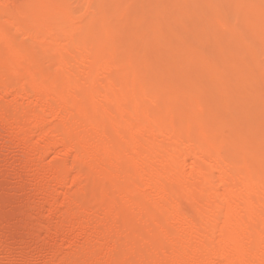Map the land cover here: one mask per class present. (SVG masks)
I'll return each instance as SVG.
<instances>
[{
	"label": "bare ground",
	"instance_id": "6f19581e",
	"mask_svg": "<svg viewBox=\"0 0 264 264\" xmlns=\"http://www.w3.org/2000/svg\"><path fill=\"white\" fill-rule=\"evenodd\" d=\"M0 152V264H264V0H0Z\"/></svg>",
	"mask_w": 264,
	"mask_h": 264
},
{
	"label": "rangeland",
	"instance_id": "374dc122",
	"mask_svg": "<svg viewBox=\"0 0 264 264\" xmlns=\"http://www.w3.org/2000/svg\"><path fill=\"white\" fill-rule=\"evenodd\" d=\"M209 63H211V60L209 61ZM5 153V152H4ZM4 153H1L0 152V159H1V162H0V174L2 175V172L3 171H6L7 170V172H5L4 173V175H6L10 170H8V169H10L11 167H9L8 168V165L11 163L12 164V154L11 153H7L6 152V155H4ZM2 154V155H1ZM3 159H7V160H9V162H10V160H11V162L9 163V164H3V162H2V160ZM10 164V165H11ZM7 165V166H6ZM3 166L5 167V168H3ZM4 178H3V175L0 177V181H1V183H0V186L2 187V186H5L6 184H8V183H3L2 184V182H5L4 180H3ZM3 180V181H2ZM2 184V185H1ZM12 184V183H11ZM11 184L9 183L8 185H6L5 187H2V188H0V203H3V202H6L5 200H7L8 199V203H4V205H6V206H4L5 207V209H7V211H8V215L7 216H9L8 217V219L6 218V220H5V222L7 223V224H9V223H11L12 225L13 224H17L18 225V223L17 222H19L20 221V216H21V214H19L22 210H24L25 208H26V206H28L27 205V203L25 202V200H23V201H18V199L17 198H15V197H13V196H10V195H12V193H11V189H13V187H15V188H17V185H15L14 184V186L12 185L11 186ZM10 185V186H9ZM14 188V189H15ZM3 191V192H2ZM10 191V192H9ZM10 194H9V193ZM3 193H6V194H3ZM3 195H5L6 197H7V199H3V198H5V196H3ZM13 198V199H12ZM15 199H17V201L15 200ZM12 200V201H11ZM8 204V205H7ZM2 206H3V204H2ZM6 207H8V208H6ZM15 207H16V209H15ZM11 212V213H10ZM12 212H13V214H12ZM15 212V213H14ZM19 212V213H18ZM10 214H11V216H10ZM19 214V215H18ZM18 217V218H17ZM7 224H5L6 226H11L10 224L9 225H7ZM14 227L16 226V225H13ZM11 228V227H10ZM8 233V232H7ZM7 233H6V235L5 236H7ZM17 233H18V236H17ZM8 234H11L10 232L8 233ZM20 233L19 232H16L14 235H12L11 234V237L10 236H8V238H7V240H9V239H11V240H9V241H12V240H15V241H21L19 238H21V239H23V241H25V242H28V243H30V241H32L33 239H32V237L33 236H31L30 234L29 235H22V236H20L19 235ZM31 236V237H30ZM10 237V238H9ZM12 237H13V239H12ZM14 237L16 238V239H14Z\"/></svg>",
	"mask_w": 264,
	"mask_h": 264
}]
</instances>
